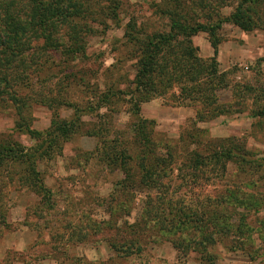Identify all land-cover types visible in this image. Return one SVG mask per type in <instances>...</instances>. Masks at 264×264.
I'll list each match as a JSON object with an SVG mask.
<instances>
[{
    "label": "rangeland",
    "instance_id": "1",
    "mask_svg": "<svg viewBox=\"0 0 264 264\" xmlns=\"http://www.w3.org/2000/svg\"><path fill=\"white\" fill-rule=\"evenodd\" d=\"M164 1L122 0L115 19L104 20L106 26H92L94 33L86 38L85 56L66 63L69 69H64L65 65L57 58L51 72L36 75L30 89H21V96L33 99L26 103L27 110L22 113L24 121L14 108L0 104V136L26 148L34 147L44 138L36 137L40 139L36 142L26 132H21L22 122L36 133H49L53 122L70 121L76 113L81 115L82 122L81 127L56 144L38 166L48 193L38 194L21 181L14 182L6 191L3 211L8 218L6 226H0V264H200L202 254L194 249L149 240L142 243L145 251L113 262L118 242L116 221L132 223L140 214V202L146 195L141 194L136 199L132 217H123V214L116 217V183L124 176L109 168L106 158L114 154L116 140L134 136L138 116L155 122L154 140L164 146L167 145L164 142L176 144L183 132L201 134L205 138L200 131H206L210 139L241 141L250 156L247 160L256 161L261 167L257 175L251 174L254 170H249L248 164L230 163L227 179L214 178L207 186L209 179L197 181L199 187L194 193L199 194L203 189L202 195L214 199L226 188L235 186L231 199L220 195L219 201L236 204L244 200L248 206L232 209L234 228L228 234L223 233L217 244L208 249L212 254L207 257L209 264H264V118L254 117L256 110L264 111V0L257 5L255 13H250L252 24L257 25L254 30L244 32L233 23L225 22L215 32L220 42L218 69L224 78L217 92L218 104H236L229 109V115L215 118L221 109L180 106L179 101L174 100L176 92L142 104L139 114H135L127 99L115 98L107 109L100 111L107 117V123L89 110L90 104H97L94 99L97 90L131 89L137 61L125 34L132 31L130 27L142 28L150 34H168L171 20L159 10ZM195 1L202 8L193 9L196 17L202 23L207 21L213 25L217 24L216 18L229 17L237 2L219 0L218 3L223 4L220 8L214 5L216 0ZM210 39L204 32L193 38L204 61L214 56ZM57 91L61 97L69 95L65 100L75 104L77 109L59 105L63 99L58 101ZM53 101L59 103L51 106ZM198 111H202L197 118H201V122L195 126L199 132L192 125ZM186 146L190 148L189 144ZM197 148L202 150V146ZM178 149L175 151L182 162L187 149H183V145ZM246 183L260 188L243 187ZM172 184L168 185L169 190ZM180 186L185 188L186 183ZM150 196L155 200L156 194ZM187 199L193 200L190 196ZM125 200L121 198L120 203L126 205ZM200 212L203 214L202 208ZM239 214L245 218L240 219ZM82 233L90 234L88 241L66 242L67 236Z\"/></svg>",
    "mask_w": 264,
    "mask_h": 264
},
{
    "label": "trees",
    "instance_id": "2",
    "mask_svg": "<svg viewBox=\"0 0 264 264\" xmlns=\"http://www.w3.org/2000/svg\"><path fill=\"white\" fill-rule=\"evenodd\" d=\"M121 1L0 0V104L14 108L22 116L28 107L26 103L33 99L21 96V89H30L35 84L36 75L51 72L57 58L65 65L64 69H69L66 63L85 56L86 38L94 33L92 26L115 19L121 9ZM218 1L214 5L222 8L223 4ZM261 2L263 0H237L232 14L226 18H216L217 24L213 25L207 21L202 23L196 17L193 9L199 11L202 8L195 0L164 1L163 8L159 10L171 20L169 33L150 34L142 28L130 27L132 31L126 32L125 38L132 45L134 59L137 61V74L132 87L130 90H97L94 97L97 104H90V112L95 111L97 118L107 123V117L100 114V111L107 109L115 98L127 99V103L133 105L135 114H139L142 104L163 99L176 92L174 100L177 103L179 101L180 106L221 109L215 118L229 115V109H233L236 104H218L217 92L224 78L218 69L220 42L215 32L225 22L233 23L244 32L254 30L257 25L252 24L250 13H255ZM202 32L210 35L214 48L213 58L207 61L200 58L199 50L193 43V38ZM57 94L58 101L63 99L59 105L77 109L75 104L65 100L69 95L61 97L60 91ZM57 103L53 101L50 105ZM201 112L198 111L192 124L197 132L199 130L195 126L201 122V118L197 119ZM80 116L76 113L70 121L53 122L49 133H36L22 122L23 125L19 126L21 132H26L36 142L40 140L36 137L44 138V141L37 142L32 148L16 145L12 140H3L0 136V226L7 224L3 201L6 191L14 182H24L38 194L48 193L38 166L56 144L68 139L81 127ZM23 117L22 121L25 120ZM254 117L264 118V111L256 110ZM137 119L133 128L134 136L116 140L114 154L106 158L109 168L116 169L117 173L124 176L116 183V217L122 214L123 217H132L136 199L141 194L146 195L145 200L140 202L141 212L132 223L116 221L118 242L113 262L118 263L145 251V241L149 240L152 243H169L176 248L189 247L202 254L200 264H209L210 258L207 257L212 254L208 249L217 244L223 233L228 234L234 228L231 224L234 213L232 209H247L248 206L244 200L236 204L219 201L220 195H223V199H231L235 186L226 188L223 194L211 199V196L201 194L203 189L199 194L194 193L199 187L197 181L209 179L205 183L207 186L214 178L227 179L230 163L248 164L249 170H254L251 172L253 176L257 175L261 167L256 161L247 160L249 153L239 139H210L206 131H200L205 138L201 134L183 132L176 144L164 142L167 144L164 146L154 140L152 128L155 122L142 116ZM180 145L187 149L182 162L175 151L179 150ZM199 146H202V150L197 148ZM133 162L136 164L133 165ZM185 183V188L180 186ZM170 184L171 190L168 189ZM244 186L248 189L260 188L250 183ZM152 194H156L153 201L150 196ZM187 196L193 200L189 201ZM123 197L126 205L120 203ZM239 218L244 219L245 216L239 214ZM67 237L66 242L77 244L88 241L90 234Z\"/></svg>",
    "mask_w": 264,
    "mask_h": 264
}]
</instances>
